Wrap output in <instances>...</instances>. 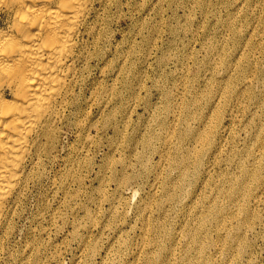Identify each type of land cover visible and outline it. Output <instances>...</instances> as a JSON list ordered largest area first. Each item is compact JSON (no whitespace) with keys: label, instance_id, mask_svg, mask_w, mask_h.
Listing matches in <instances>:
<instances>
[{"label":"rangeland","instance_id":"obj_1","mask_svg":"<svg viewBox=\"0 0 264 264\" xmlns=\"http://www.w3.org/2000/svg\"><path fill=\"white\" fill-rule=\"evenodd\" d=\"M106 2L0 264H264V0Z\"/></svg>","mask_w":264,"mask_h":264},{"label":"bare ground","instance_id":"obj_2","mask_svg":"<svg viewBox=\"0 0 264 264\" xmlns=\"http://www.w3.org/2000/svg\"><path fill=\"white\" fill-rule=\"evenodd\" d=\"M106 8V0H0V233L82 88L80 62L94 58Z\"/></svg>","mask_w":264,"mask_h":264}]
</instances>
